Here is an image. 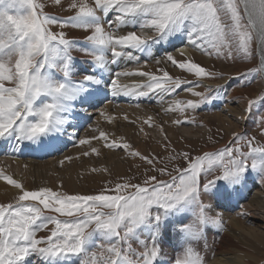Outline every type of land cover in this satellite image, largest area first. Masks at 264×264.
<instances>
[{"label":"snow or ice","instance_id":"snow-or-ice-1","mask_svg":"<svg viewBox=\"0 0 264 264\" xmlns=\"http://www.w3.org/2000/svg\"><path fill=\"white\" fill-rule=\"evenodd\" d=\"M197 53L245 67L226 76L197 61ZM153 64L155 71L146 70ZM132 76L144 79L124 83ZM209 80L224 83L213 89ZM233 82L244 90L264 84V0H0L2 154L55 155L71 142L87 146L85 157L100 156L93 141H101L143 169L139 178L108 180L90 193H69L62 183L30 190L0 169V181L14 190L10 202L0 203V264H208L207 237L223 226L220 210L240 206L249 185L264 191V143L233 131L211 151L177 150L163 124L148 116L143 124L162 135L166 155H157L99 128L92 129L98 135L81 138L78 129L92 110L112 123L102 106L118 97L136 107L167 104L163 111L175 114L173 125L196 126V113L227 101ZM178 90L194 99L175 98ZM242 99L234 119L252 120L264 139V94ZM140 132L148 135L143 127ZM99 171L111 174L91 169ZM173 239L176 254L165 260Z\"/></svg>","mask_w":264,"mask_h":264},{"label":"rangeland","instance_id":"rangeland-1","mask_svg":"<svg viewBox=\"0 0 264 264\" xmlns=\"http://www.w3.org/2000/svg\"><path fill=\"white\" fill-rule=\"evenodd\" d=\"M50 12H52V9H49ZM59 12L60 15H66L67 13L63 12L62 10H56ZM74 38H79L80 34L78 32H70L69 33ZM177 56L179 55L176 53ZM79 59V56H78ZM195 59L199 61L200 63L207 65L211 67L213 64H215V67L217 70H223L226 73V76L228 74H234L238 69H243L245 66L237 64L235 67H229L226 65H222L219 61H215L213 59H209L208 57H204L199 55L198 53L195 54ZM129 67L134 68L135 65H129ZM155 65L153 64L149 69V71H155ZM168 71L172 75H178V70H175L172 67H168ZM191 79V77H189ZM124 83L125 81H142L144 78L139 76H132L122 78ZM139 79V80H138ZM224 81L220 80H209L206 81V84L215 89L217 85L223 84ZM202 90V89H198ZM179 95L175 98L177 99H194L191 97L190 93L185 91L178 90ZM228 100L227 101H217L216 106H205L202 107L201 110H199L197 115V125L196 126H181L177 127L171 123V119L174 118L175 114L169 113H161L158 115H154L152 110H149L148 113L149 116L154 117V121L156 125L163 124L164 131L167 134L168 140L171 141L172 146H174L177 150H193L200 151L201 149L205 151H211L214 148L222 147L224 146L228 140L231 139V133L233 131H240V132H248L250 136H256L259 143H264V139H261L259 136V126L254 125L252 120H248L247 123L241 121L239 124H237L235 117H238L239 111L241 108L244 107L245 101L242 99L244 96H251L252 98H256L260 94H264V84L257 82L252 86L251 89L244 90L238 87L235 82L232 83V87L228 89ZM234 98V99H233ZM170 99V98H169ZM236 101H239L237 104ZM113 102V101H112ZM156 104V103H155ZM109 105H112V103H105L102 107L105 111L106 107ZM127 107H131L133 109H140L145 107V105H142V107H136L135 104H129L126 105ZM149 106H154L150 104ZM144 109H149L145 107ZM257 109H254L256 111ZM114 110H112L113 112ZM261 111H264V109H261ZM143 112V111H142ZM114 117L117 116L116 113H114ZM101 118V121L99 123L95 124L93 122L94 119L84 128L80 130L79 136L81 138L87 137L85 134L88 133V131L93 135H98L97 132L92 131V128H101V130L111 133L112 128L118 130L119 134H127L125 131L120 127V125L124 124L125 128H127L126 125H130L133 123H130L129 120L121 121L120 119L113 120L112 123H108L104 117H101L99 115V112L94 115V118ZM119 120V121H118ZM115 122V123H114ZM204 124V127L201 128L198 125L200 123ZM97 125V127L95 126ZM116 125V126H114ZM113 126V127H112ZM130 127V126H129ZM133 129L132 135H129L130 140H128L126 137L125 140L130 143L135 150H139L140 152L144 154L149 153H155L157 155H166L164 152V149L160 146L162 143V135L159 131V128H149L147 125L143 124V120L137 123H134L132 125ZM140 127H143L145 132L148 133V135H144V133L140 132ZM211 129V133L208 132V129ZM90 129V130H89ZM219 129V131H217ZM119 134L115 135V138L119 139ZM209 135L213 137V139L210 141L208 139ZM89 137V136H88ZM93 144L101 149V155H90L88 157L83 156L81 153L82 151L87 148V146L81 147H74L73 143L70 142V145L68 147L56 154V157H64V155L68 153L78 152L77 155L78 161L77 165L71 168H64L61 165L58 167L59 169V176L61 177V181L53 180L51 179L50 182H48L47 186L56 188L57 185L63 184V190L69 192V193H76V192H83V193H90L99 191L102 187H104L105 182L108 180H112L113 182H116L121 177H128L132 175H136L138 178L140 177L143 169H137L134 165L139 164L140 161L136 160L133 161L130 157L126 155L125 152L122 150H109L107 148L102 147L101 141H93ZM187 145H191V148H187ZM3 153V152H2ZM0 153V164L3 166V170L7 171V174H11L15 177H23L25 173H23V170L16 169L14 167V163H8L6 160V156ZM195 154V153H194ZM81 155V156H80ZM62 157V158H63ZM41 160V159H38ZM41 161H46L41 160ZM68 162V161H67ZM66 162V163H67ZM67 166H72L71 163ZM92 168L97 169H103L107 168L110 175L108 173H105L103 171H99L96 173L91 172ZM155 174V173H153ZM50 176H54L50 174ZM73 177V178H72ZM166 178V177H165ZM68 179L69 182H72V179H75L77 181V184L73 183L72 185H77L74 187H66L65 180ZM31 184V189L34 190L39 188L35 185L33 182V179L29 180ZM138 182L137 181H133ZM251 188V191L246 193V198L240 199V206L233 205L229 211H224L221 209L220 211L223 212V226L222 228H212L209 231L207 241L209 245V251L207 253L208 258V264H211V262L214 260L212 258L213 253H215V258L220 252L221 247L225 244V237H229L231 240V244L226 246L228 249L231 248V253H236L234 250L241 255L242 259L245 263L249 264H261L262 258H264V210L259 209L255 206L256 200L264 199V191L260 189V187L257 185L256 187H253L252 185H249ZM261 193V195H257L256 192ZM11 201V197H7L6 201L0 199V203H7ZM228 212L229 214H225ZM247 212L249 215L244 216L241 213ZM229 216V217H228ZM231 219H237L241 221L243 226H245L247 229L255 230L250 232L251 234H258L259 238H255L250 236L249 231L247 232L249 235H236L237 231L234 229L231 224ZM234 231V232H233ZM231 233V234H230ZM46 233L41 232L38 235L42 236ZM232 246V247H231ZM178 247L177 242L173 239L169 242V247L166 249V257L165 260H170L173 255L176 253L173 251L174 248ZM230 247V248H229ZM243 248V249H242ZM241 250V252H240ZM243 251V252H242ZM245 251V252H244ZM171 252V253H170ZM243 253V254H242ZM245 254V255H244ZM170 255V256H169ZM169 256V257H168ZM170 258V259H169ZM250 258V259H249ZM248 260V261H246Z\"/></svg>","mask_w":264,"mask_h":264},{"label":"bare ground","instance_id":"bare-ground-1","mask_svg":"<svg viewBox=\"0 0 264 264\" xmlns=\"http://www.w3.org/2000/svg\"><path fill=\"white\" fill-rule=\"evenodd\" d=\"M133 82H136V81H134V80L125 81V83H128V84H132ZM110 99H112V98L110 97ZM112 101H113V102H111L112 105H109L108 107L105 108L106 109L105 113H106L107 116L114 117L113 115H115L114 113H116L117 116L114 117L115 118L114 120H116V119H120L121 121L129 120V121H135V123H137V121L140 122V121H142L144 119H147V117L150 115L148 113L149 110H152L154 115H158L159 116V114H161L162 112L164 113L163 109L165 107H167V104L161 105V104L156 103L155 100H153L152 102L141 101L142 105H145V107H147L149 109H144L145 108L144 107V108H142V110H140L138 108L133 109L131 107H127L126 105L135 104L136 102L134 100H130V99L125 98V97H118V98L112 99ZM150 104H152L154 106H149ZM140 107H142V106H140ZM112 110H114V111L112 112ZM97 113H98L97 110H92V112H91V120L84 127H86L92 121V119H94L93 122L95 124H97V123H99V121H101V118H98V117L94 118V115L97 114ZM125 116H127V119H125ZM133 124L126 125L127 128H125L124 124L120 125V127H122V129L127 134H119L118 130L112 128V132L110 133V136H114L115 137L116 134H119L120 136L123 135L122 137H126L128 140H130L129 135H132V131L131 130L133 129V127H132ZM95 126L97 127V125H95ZM114 126H116V125H114ZM84 127H81L80 129H78V134L80 133V130L82 128H84ZM85 135L87 137L88 136H93L91 131L90 132L88 131V133L85 134ZM68 145H70V143H68ZM68 145H67V147H68ZM3 150H4L3 148H0V153H2ZM78 154H79L78 152H73V153H68V154L64 155V156H72V157H74V159L71 162L65 161V164L63 165V167L67 169V168H71V167L76 166L77 165V161H78V158H77ZM55 155H43V154H38L37 155V154H33V155H24V156H20V157H17V158H12V157L6 156V160H7L8 163H12L13 162L14 163V167L16 169L23 170V173H25L23 175V177L19 178V177H15L13 175L12 176L15 179H18V180H21L22 182H24L26 187L28 189H31V184L29 182L30 179H33V182L38 187L47 186L48 182H50L52 178H53V180H58L59 182L61 181V177L59 176L58 167L60 166L59 161L61 159H63L64 157L63 156H62L63 158L62 157H56L57 155L56 156ZM38 159H41V160H45L46 159V161H41V160H38ZM70 163H71L72 166H67ZM25 166H27V167H25ZM0 169H4L2 164H0ZM50 174H52L54 176L51 177ZM65 182H66V185H64V186H66L68 188L77 186V185H72L73 183L77 184V181L75 179H72V182H69L68 179H66ZM13 191L14 190H12L10 186H7V185L4 184L3 181H0V199L1 200L6 201L7 197L8 198H9V196L12 197ZM256 194L259 195V196L261 195L260 191L259 192L257 191ZM254 202H255V206L256 207H258L259 209L264 210V199L256 200ZM234 206H235V204H234ZM225 214L227 215L229 213L226 212ZM231 224L233 226V230L235 229L237 231L236 235L240 234L241 236L242 235L243 236L244 235L247 236V235L250 234V236H252V237L259 238L258 234H260V233L256 232V234H251L250 232L255 231V230L247 229L245 226H243L241 221H239L237 219H231ZM248 231H249V234L247 233ZM230 240L231 239L229 237H225V244L221 247L220 252H218L216 258L211 262V264H247L245 262H242V261H244L243 259H245L246 257L242 259L241 255H237V254H240V253L237 252L238 249H236V251L234 250V252H236V253L233 254V253H231V248L229 247L230 249H228L226 247V246L231 244ZM240 252H241V250H240ZM246 261H248V260H246Z\"/></svg>","mask_w":264,"mask_h":264}]
</instances>
